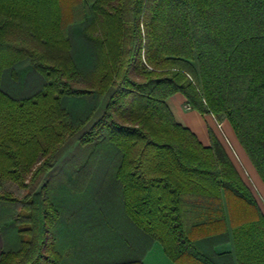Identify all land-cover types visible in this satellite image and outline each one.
Masks as SVG:
<instances>
[{
	"label": "trees",
	"instance_id": "1",
	"mask_svg": "<svg viewBox=\"0 0 264 264\" xmlns=\"http://www.w3.org/2000/svg\"><path fill=\"white\" fill-rule=\"evenodd\" d=\"M82 1L0 0V182L23 192L0 190V264H77L82 239L98 247L88 264L108 258L104 231L67 226L56 200L90 177L96 201L114 196L110 209L171 263L264 264L249 187L217 138L203 146L166 104L181 94L226 119L264 184V0H92L79 25L86 66L64 27ZM7 72L22 96L5 90ZM30 74L40 82L27 94ZM69 97L88 112L69 114ZM109 221L114 246L130 245L131 226ZM225 242L228 255L203 249Z\"/></svg>",
	"mask_w": 264,
	"mask_h": 264
},
{
	"label": "rangeland",
	"instance_id": "2",
	"mask_svg": "<svg viewBox=\"0 0 264 264\" xmlns=\"http://www.w3.org/2000/svg\"><path fill=\"white\" fill-rule=\"evenodd\" d=\"M92 2V0H83L81 3H78L74 6L73 11V18L69 20L70 22L65 25V33H68L72 40L76 44V52H77V60L79 63L83 66H86L89 64L88 54L86 52L84 42L82 37L79 35L80 32V22L83 19L84 15L86 14L89 4ZM64 6V5H63ZM64 8H67V6H64ZM15 72L17 76H20L21 72L25 70L24 65H17L14 67ZM5 77V83L4 88L7 92L12 93L16 97H20L23 94V86H16L13 83V80H11V77L9 76V73H6ZM29 76V75H28ZM26 78V83L29 84L28 87L30 88L27 91V94L32 93L33 91L38 89L39 82L38 79L33 75L30 74V76ZM26 95V94H25ZM62 106L66 109V111L71 114L73 117L80 118L84 116L90 107V104L82 98H63L62 99ZM188 109V108H186ZM210 115V114H209ZM211 117H213L211 115ZM214 119V117H213ZM215 120V119H214ZM216 122V120H215ZM221 122H228L226 119H222ZM220 122V123H221ZM229 125V124H228ZM218 135L222 140V143L224 144V147L227 151L228 157L230 158L231 162L237 169V171L240 173L241 178L246 183V185L249 187L250 191L252 192L255 200L257 201L263 215H264V184L262 183L261 179L259 178L257 172L253 168L252 164L248 160L244 150L242 147H238L237 144H234L233 142L229 141V138H227L224 133V130L222 128V125H217ZM209 134L212 133V131L209 129ZM213 134V133H212ZM236 143V142H235ZM96 171L94 170L93 173ZM83 187L78 189V191L74 190L72 191V188L68 186L66 188L65 185L61 187V189L58 191L56 200L58 203H60L64 209V224H67V226L70 227V223H84V225H88L92 228V232L95 230V232L100 233L102 232V235L104 236V243L108 246L106 249L107 252L110 250L109 248V238L113 237L110 236V233H108V228L110 224L109 220H112V222H116V217L114 215L110 216V213L112 212L110 210V206H113V203L115 201L114 196H111L110 199L104 198L101 200L98 198L96 201V198L94 197V189L98 187V183L94 181L91 177L88 179H84L83 181ZM0 190L9 192L12 196L15 197H22L23 192L21 189H19L15 184L9 182V181H1L0 182ZM108 203V204H107ZM101 209L103 211L102 215H98L97 209ZM93 209V210H92ZM96 209V210H95ZM110 217V219H109ZM127 221V219L125 218ZM104 221L105 229L100 226V222ZM129 224V227L131 226V229H135L130 222L127 221ZM73 225V224H72ZM134 231H137L136 229ZM127 233V229H126ZM139 233V232H138ZM67 238V236H66ZM83 244L79 247V250L84 254V258H82V262L77 264H88L89 257L97 256L98 253V247H93L92 245H89V239H82ZM89 242V243H87ZM113 238L110 243V247L113 245ZM108 243V244H107ZM81 244V242H80ZM120 244V241H119ZM115 251V249H113ZM87 254V256L85 255ZM109 253L105 254L108 255ZM87 257V259H86ZM99 262L98 264H112L113 257L103 258L98 257ZM112 258V259H111ZM101 260V261H100ZM110 260V261H108ZM89 262H92L89 260Z\"/></svg>",
	"mask_w": 264,
	"mask_h": 264
},
{
	"label": "crops",
	"instance_id": "3",
	"mask_svg": "<svg viewBox=\"0 0 264 264\" xmlns=\"http://www.w3.org/2000/svg\"><path fill=\"white\" fill-rule=\"evenodd\" d=\"M166 104L175 122L189 129L193 134H195V136L203 146L210 145V135L208 132L210 129L213 135L217 138V140L221 143V145L225 149L224 144L222 143V140L218 135L217 125L219 124L220 126L222 125L224 133L226 134L225 136L229 138V141L233 142L234 144H237L238 147L240 146L228 122L227 123L221 122L218 124L209 114H199L194 110L186 109L185 98L183 95L174 94L168 97L166 99ZM110 210L112 211V208ZM112 215L116 217V222L127 223L128 221L125 220V216L120 210L112 211L110 213V216ZM129 230L130 231H128V237L126 241L127 242L130 241V245H127L125 248L120 246L119 249H117L118 247L116 248L114 246V242L113 245L110 247L112 238L114 241L115 239L114 237L109 238L110 250L108 252L109 253L108 255L109 257L110 255L111 257H113V260H111L112 263L139 261L138 263L141 264H173L163 254L162 249L157 242H152L148 240L146 237H143L136 231H133V229L131 228ZM113 249H115V251H113ZM203 249L206 252L210 253L213 251L219 255H228L232 251L230 242L217 244L214 245L213 247L204 246ZM2 250H3V240L0 235V252Z\"/></svg>",
	"mask_w": 264,
	"mask_h": 264
}]
</instances>
